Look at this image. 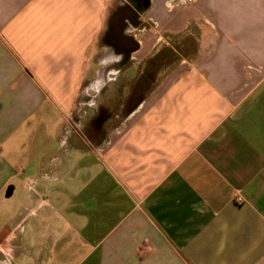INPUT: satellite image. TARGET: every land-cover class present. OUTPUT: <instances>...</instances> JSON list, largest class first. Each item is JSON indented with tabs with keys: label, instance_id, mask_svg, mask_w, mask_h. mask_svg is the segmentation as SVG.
Listing matches in <instances>:
<instances>
[{
	"label": "crops",
	"instance_id": "crops-1",
	"mask_svg": "<svg viewBox=\"0 0 264 264\" xmlns=\"http://www.w3.org/2000/svg\"><path fill=\"white\" fill-rule=\"evenodd\" d=\"M165 2L0 0V262L264 264V0Z\"/></svg>",
	"mask_w": 264,
	"mask_h": 264
},
{
	"label": "clouds",
	"instance_id": "clouds-1",
	"mask_svg": "<svg viewBox=\"0 0 264 264\" xmlns=\"http://www.w3.org/2000/svg\"><path fill=\"white\" fill-rule=\"evenodd\" d=\"M164 6H165V8L171 10V6H170V3L168 2V0H166ZM113 55H114V56H118V55H115V54H113ZM0 264H7V262H6V261H5V262H0Z\"/></svg>",
	"mask_w": 264,
	"mask_h": 264
},
{
	"label": "water",
	"instance_id": "water-1",
	"mask_svg": "<svg viewBox=\"0 0 264 264\" xmlns=\"http://www.w3.org/2000/svg\"><path fill=\"white\" fill-rule=\"evenodd\" d=\"M8 192V191H7Z\"/></svg>",
	"mask_w": 264,
	"mask_h": 264
}]
</instances>
